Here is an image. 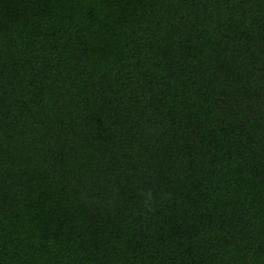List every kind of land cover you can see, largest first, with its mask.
<instances>
[{"label":"trees","instance_id":"trees-1","mask_svg":"<svg viewBox=\"0 0 264 264\" xmlns=\"http://www.w3.org/2000/svg\"><path fill=\"white\" fill-rule=\"evenodd\" d=\"M0 264H264V0H0Z\"/></svg>","mask_w":264,"mask_h":264}]
</instances>
